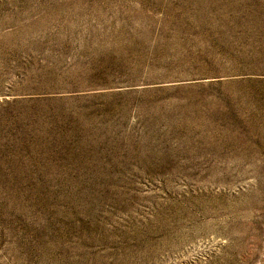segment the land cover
I'll return each instance as SVG.
<instances>
[{"label":"rangeland","instance_id":"rangeland-1","mask_svg":"<svg viewBox=\"0 0 264 264\" xmlns=\"http://www.w3.org/2000/svg\"><path fill=\"white\" fill-rule=\"evenodd\" d=\"M0 264H264V0H0Z\"/></svg>","mask_w":264,"mask_h":264}]
</instances>
